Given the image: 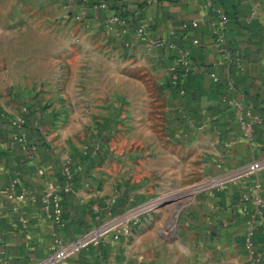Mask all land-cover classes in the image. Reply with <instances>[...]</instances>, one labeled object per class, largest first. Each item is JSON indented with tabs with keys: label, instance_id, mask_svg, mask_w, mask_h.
I'll return each mask as SVG.
<instances>
[{
	"label": "crops",
	"instance_id": "1",
	"mask_svg": "<svg viewBox=\"0 0 264 264\" xmlns=\"http://www.w3.org/2000/svg\"><path fill=\"white\" fill-rule=\"evenodd\" d=\"M137 13L147 23V37L138 34V23L130 39L150 58L179 108L168 125L172 139L161 151L163 184L153 189L144 174L117 165L89 172L74 168L68 180L59 157L46 147L33 159L4 144L0 264L35 263L102 223L118 222L164 185L234 176L264 157V0H161ZM221 14L228 17V53L215 33ZM94 18L107 21L104 11H95ZM185 51L191 68L181 67L180 92L168 86L169 72ZM13 76L0 82L17 84ZM185 113L191 119L184 121ZM243 122L252 124L251 134ZM47 193L52 195L44 201ZM55 197L62 224L55 220ZM152 209L140 215L130 234L115 228L63 264H264V169L210 187L178 210Z\"/></svg>",
	"mask_w": 264,
	"mask_h": 264
},
{
	"label": "rangeland",
	"instance_id": "2",
	"mask_svg": "<svg viewBox=\"0 0 264 264\" xmlns=\"http://www.w3.org/2000/svg\"><path fill=\"white\" fill-rule=\"evenodd\" d=\"M101 1L107 21L100 22L94 12ZM116 1L131 4L0 0V80L4 75L18 80L0 82V155L6 144L7 151L34 159L44 146L59 157V170L67 179L74 168L89 172L117 165L121 171L144 174L153 189L163 184L161 151L172 139L169 126L179 117L178 102L167 96L150 58L130 39L135 27L126 11L113 9ZM183 65L191 68L189 52H182L178 67L169 72L168 86L180 92ZM183 119L191 118L185 113ZM19 120L21 127L14 124ZM19 134L24 141L17 140ZM230 175L169 183L130 211L145 204L152 210H178L200 192L237 178ZM196 186L202 188L189 191ZM164 200L169 203L155 207Z\"/></svg>",
	"mask_w": 264,
	"mask_h": 264
},
{
	"label": "built area",
	"instance_id": "3",
	"mask_svg": "<svg viewBox=\"0 0 264 264\" xmlns=\"http://www.w3.org/2000/svg\"><path fill=\"white\" fill-rule=\"evenodd\" d=\"M143 1L149 4L153 2H160L161 0H143ZM113 21L118 22L119 18L114 17ZM227 25H228V17L226 16V14H221L220 19L218 20V23H217L215 33H216V36L218 37V40L223 45L224 51L227 50L225 46ZM147 27H148L147 23L143 22L138 28V33L143 38L147 37ZM226 52L228 53V50ZM14 124H17L19 127H21L22 120L14 122ZM243 128L249 134H251L253 130L252 124L247 123V122H243ZM17 140L22 142L25 140V138L21 134H19L17 137ZM263 169H264V157L257 159L251 162L250 164H248L247 166L241 168L240 170L235 172L233 177L240 178L241 176L254 174ZM66 172H67V175L70 174L67 168H66ZM51 195L52 193H47L45 195L44 201H48ZM149 209H151L150 206L144 205L143 207H140L139 209H135V211H128L129 213H126L125 215L121 216L122 218L120 217L118 219V222L116 221L107 222L103 225L95 227L89 232H87L86 234H83L82 236L78 237L74 241L64 243V244L57 246L48 256H46L45 258L39 259L35 263H32V264H63L67 258L80 252L86 246L90 244L99 243L109 232H111L115 228H117L116 231H118L119 233L130 234L133 226L138 222L140 215ZM54 214H55L56 222L59 224H62L63 222H62L61 202L58 197H55Z\"/></svg>",
	"mask_w": 264,
	"mask_h": 264
},
{
	"label": "trees",
	"instance_id": "4",
	"mask_svg": "<svg viewBox=\"0 0 264 264\" xmlns=\"http://www.w3.org/2000/svg\"><path fill=\"white\" fill-rule=\"evenodd\" d=\"M104 3V1L100 2V6L99 11L102 12L103 7L102 4ZM114 5H111L113 7V9L117 10V9H121L122 11H126L125 13H127V15L129 16V19L133 22V26H138L137 24L139 23V21L142 20L141 14H138L137 11L141 10L142 7L145 5L144 1L143 2H133L132 4H125L123 2H114ZM137 13V14H136Z\"/></svg>",
	"mask_w": 264,
	"mask_h": 264
},
{
	"label": "water",
	"instance_id": "5",
	"mask_svg": "<svg viewBox=\"0 0 264 264\" xmlns=\"http://www.w3.org/2000/svg\"><path fill=\"white\" fill-rule=\"evenodd\" d=\"M167 203H169L167 200H164L158 204L155 205V207H159V206H162V205H166Z\"/></svg>",
	"mask_w": 264,
	"mask_h": 264
}]
</instances>
